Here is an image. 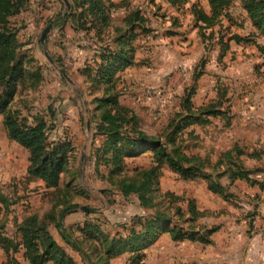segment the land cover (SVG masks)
<instances>
[{
  "label": "rangeland",
  "instance_id": "1",
  "mask_svg": "<svg viewBox=\"0 0 264 264\" xmlns=\"http://www.w3.org/2000/svg\"><path fill=\"white\" fill-rule=\"evenodd\" d=\"M195 1H201L209 8L207 0H189L184 5L172 4L169 0H128L125 6L112 12L119 24L125 15H129L130 9L141 10L147 18V28H140L133 42L134 60L117 73L113 90L112 84L102 85L95 73L100 66V41L83 29H74L68 16H64L71 8L67 9L63 0H28L21 13L11 16L8 27L16 32L17 42L22 44L21 53L32 59L22 61L27 65V73L22 78L18 76L14 82L17 92L11 107L27 116L30 122L45 124L48 133L45 149L65 144L66 160L59 186L47 189L41 179L27 174L30 151L21 145L4 147L6 143L1 139L3 115H0V196L10 203L7 212L0 203V225L4 224L6 231L15 236L16 222L31 213H36L42 221L49 213L59 216L66 210L63 221L72 228L73 236L79 237L77 241L83 248L72 241L74 246L66 242L56 227L51 225L49 230L80 264H90L85 257L83 260L80 252L88 251L96 260L105 242L103 236L92 239L84 235L83 230L93 232L97 237L103 231L110 239L111 236H126L130 230L135 233L142 230L136 226L137 217L167 220L170 216L177 221V208L187 211L192 203L201 208L202 204L211 201L218 208L198 217L199 225L222 223L231 230L245 228L247 224L241 218H245L247 208L242 203L250 201L246 197L250 195L249 189L245 184H230L227 176L222 177L221 182L227 186L228 193L234 195L233 200H225L226 204L221 196L210 194L206 179L200 176L186 179L171 171L168 165L159 169L158 184H152L150 190L143 193L149 201L147 209L141 205L138 193L126 195L122 192L124 185L133 183L134 179L140 181L139 173L154 164L153 143H162L167 150H173L166 141L167 125L182 112V101L187 93L192 92L196 107L215 101L226 112L225 116H207V123L194 124L180 136L178 145L189 153L201 155L207 165V174L213 172L217 176L227 169L225 163L216 164L227 160L223 155L230 149L264 151V53L253 43L233 41L229 49L223 50L215 38L204 41L191 11ZM230 12L236 24L231 25L228 18H223L226 26L231 25L227 38L233 32L251 34L264 45V37L254 36L255 29L241 0L233 2ZM30 22L34 25L28 28ZM51 23L54 27L42 43V31ZM17 33L20 34L17 36ZM45 51L54 62L48 59ZM89 65L91 69L86 71ZM115 91L119 101L133 109L138 118V130L152 143L148 146L144 139L131 148L126 139L120 140L118 145L124 151L121 168L118 163L107 160L111 155L107 148L114 147L107 134L114 127L103 123L105 106L99 107L100 102L96 101ZM183 111L186 113L187 110ZM131 130L121 129L120 136L136 137ZM8 153L15 155V160H9ZM242 159L249 169L264 168V152L260 160L244 155ZM262 176L261 173L253 174L258 179ZM167 192L178 197L170 205V211H166V207L169 208L172 197ZM251 194L255 197V193ZM214 197L217 201H212ZM235 198L241 209L234 208L237 203L230 204ZM82 205L100 210L86 212L80 208ZM248 228H251L250 224ZM201 244L190 240L174 241L159 234L141 250L145 258L143 264L203 263L200 256L196 257L207 249L206 244ZM132 255L125 251L114 257L111 264H127Z\"/></svg>",
  "mask_w": 264,
  "mask_h": 264
},
{
  "label": "trees",
  "instance_id": "2",
  "mask_svg": "<svg viewBox=\"0 0 264 264\" xmlns=\"http://www.w3.org/2000/svg\"><path fill=\"white\" fill-rule=\"evenodd\" d=\"M20 1L23 0H0V115H3V123L7 129L9 138L31 153L27 174L41 179L47 189H52L59 186L61 174L65 168L66 151L63 146L65 144H58L57 147L46 150L45 146L48 139L46 125L41 121H36V123L30 122L27 116H22L17 109L11 107L12 99L16 94L15 92H17V85L14 82H16L18 76L22 78L27 73V65L26 63L24 65L22 61L28 62L32 60L30 59V55L25 56L26 53H21L22 44L20 41L17 42L16 32L10 30L8 27L11 16L17 12L21 13L25 9L24 7L28 5V0H26V3H20ZM126 1L128 0H122L118 3L112 0H70L72 7L64 15L65 17L68 16L74 29H83L87 31V34H90L89 36L100 41V50L102 51L98 58L100 66H97L95 73L102 85L109 86L112 84L110 85L112 90L116 86L113 82H115L117 73L125 66L131 65L134 60L133 53L135 48L133 42L139 34L137 31L140 28H147L145 26L147 18L139 9H130L129 15H125L121 19L120 24L117 23L112 12L118 11L125 6ZM169 1L172 4L179 3L184 5L189 0ZM234 1L207 0L208 9L204 7L205 5L201 1H195L191 10L195 17V26L200 29L204 41L209 38H215L222 45L223 50L229 49L230 43L234 41L238 44H256L258 49L264 53V45L254 39L251 34L242 35L238 32H233L227 38L231 25L236 24L230 12V7ZM241 3L252 27L255 29L254 36L264 37V0H241ZM223 18H228L232 24L226 26ZM114 19L115 25H113ZM209 29L211 31H208ZM94 31H96V34ZM95 62L97 64V60ZM90 69L89 65L86 71H90ZM2 87L3 89H1ZM191 93H187L182 101V109H186V113L182 110V112L177 114L178 118L171 120L167 125L169 130L166 133V141L173 148L172 151L167 150L166 145L164 146L162 143H158L157 145L152 144L144 132L138 130L137 116L135 117L133 109L123 105L119 101L117 91L107 97L96 100L100 102L98 104L99 107L105 106L103 123L114 127L107 134L109 135V140L113 142L112 146H114L113 148H107L108 151H111V155L107 157V160L112 161L113 164L118 163V166L122 167L124 151L118 145L120 140L125 141L126 139V142L130 143L128 145L131 148L137 142L144 139L148 146L151 144L153 146L151 149L154 153V164L139 173L141 177L140 181L134 179L133 183L124 185L122 191L126 195L138 193L140 203L146 209L148 208L149 201H147L143 193L144 191H149L152 184H158L159 169L163 165H168L171 171L178 173L186 179L197 178L199 176L206 179L208 189L220 195L224 200L233 199L232 195H234L233 193H228L227 186L221 182L224 176L229 178L230 184H233L237 180H244L251 185L264 187V168L249 169L242 159L244 155L248 158L260 160L264 151L253 150L252 152H247L240 147H234L235 149L226 151L223 159L227 160L225 162L219 161L216 165L225 163L227 169L222 170L216 176L213 172L206 173L208 172L207 165L201 155L189 153L185 148L178 145L182 139L180 136L183 135L186 129L194 124L207 123L209 121L207 116H225L226 113L215 101L208 105L196 107L192 101ZM111 110L114 113H111ZM123 128H132L131 131L136 133V137L132 135H127V138L120 136L119 132ZM125 155H129V153ZM130 155L134 154L131 153ZM257 173L263 174L261 180L253 177V174ZM167 194L169 197H172V201L169 202V208L166 207V211L167 209L170 211L172 209L170 205L178 197L173 192H167ZM0 203H3L7 212L10 207L9 201L0 196ZM211 211L209 209L200 210L198 206L192 203L188 206L187 211H183L182 207L177 208L176 214L179 218L177 221H174L170 216L167 220H155V217L148 219L144 218V216H139L136 218V226H140L142 230H137L136 233L130 230V233L126 236H111V239L103 231L97 237L95 233L83 230L84 235H89L92 239H100L103 236L105 242L102 245L103 251L99 258L94 260L92 255L88 251H85L83 253V260H85V257L90 264H111L114 257L125 251H130L133 255L131 261L127 264H143L145 258L141 250L152 243L159 234H167L174 241L190 240L203 244H211V236L219 228V225L207 226L197 223L198 217L203 216L205 212ZM65 214L66 210L61 211L59 216L49 213L41 221L37 218L36 213H31L21 222H16L17 237L14 238L3 232L6 227L4 224H1L0 245H2L8 255V261L5 264H17L18 259L15 257V254L20 250H23V256L30 264H48L49 262L53 264H80L54 238L49 230L51 225L55 226L66 242L72 246L74 245L71 241L75 245L80 244L77 241L80 240L78 239L79 237L76 239L73 236L72 228L65 225L63 221ZM96 227L98 228V226ZM147 238L149 240L143 243L142 241ZM140 242H142L141 245ZM78 246L82 247L83 244ZM78 251L81 250L79 249ZM80 253L82 254V252Z\"/></svg>",
  "mask_w": 264,
  "mask_h": 264
},
{
  "label": "crops",
  "instance_id": "3",
  "mask_svg": "<svg viewBox=\"0 0 264 264\" xmlns=\"http://www.w3.org/2000/svg\"><path fill=\"white\" fill-rule=\"evenodd\" d=\"M34 7L35 6H32L31 9H34ZM35 23L37 22L35 21ZM31 25H34V23L30 22V24H28V28ZM2 121H3V116H2ZM2 126L4 127L3 129L4 133L2 132L3 137L1 139L3 143L4 142L6 143V146L4 147L9 146L10 148H13L14 146H20L17 142L9 138L4 123H2ZM5 153H7V151H5ZM8 154H9L8 157L9 160L11 161L15 160L16 158L15 155H13L12 153H8ZM238 183L245 184L248 187L247 189H249L250 195L246 197L250 201H247V204L242 203L243 205H246L247 212L245 213V218H241V220L244 221V224L247 225L244 226L245 227L244 229L242 227L241 228L236 227L237 229L231 230L232 228L229 229L228 226H224L222 225V223L221 225L214 223L215 225H219V228L211 236L212 243L206 245L202 243L201 245H205L207 249L202 254L196 255V257L200 256L202 260H204L203 263H200L199 261L200 264H264V200H263L264 187H260L259 185L248 186L246 184L247 182H245L244 180H237L234 182V184H238ZM209 192L214 196H218V194L213 193L210 190ZM252 192L255 193V197L253 198L252 196L254 195L251 194ZM213 199L214 200L212 201H217L215 197ZM218 201H220V199ZM226 203L227 201L223 200V204ZM233 203H237V205H234ZM230 204L234 205L235 209L237 208L241 209L238 198L237 199L235 198V201H231ZM198 208L200 210L209 209L214 212L217 211L218 209L215 203L211 201L205 202L204 204H202L201 208L200 207ZM221 216H223V214H221ZM24 218H20L18 221L21 222ZM249 224L251 228H248ZM3 232L12 238L17 237L16 232L14 233L15 236L13 234H10L6 230ZM51 233L53 234V231ZM165 235L168 236L167 234ZM82 255L84 254L82 253ZM15 257L18 259L17 264H30L29 261L24 258L23 250L17 252L15 254ZM7 261H8V255L4 250V248L2 247V245H0V264H5ZM48 264H53V263L49 262Z\"/></svg>",
  "mask_w": 264,
  "mask_h": 264
},
{
  "label": "water",
  "instance_id": "4",
  "mask_svg": "<svg viewBox=\"0 0 264 264\" xmlns=\"http://www.w3.org/2000/svg\"><path fill=\"white\" fill-rule=\"evenodd\" d=\"M64 4L66 5V8L69 9L71 8V2L70 0H63ZM54 27V23H51L49 24L48 26H46L44 28V30L42 31V34H41V37H40V41L43 43L45 41V37L46 35L51 31V29ZM45 54L47 55L48 59L51 61V62H54L53 58L51 57V55L45 51ZM64 73L65 70H62ZM89 128V127H88ZM80 208L86 212H95V211H99L100 209L99 208H96V207H90V206H87V205H82L80 206Z\"/></svg>",
  "mask_w": 264,
  "mask_h": 264
}]
</instances>
